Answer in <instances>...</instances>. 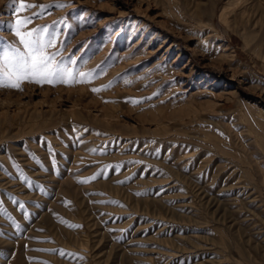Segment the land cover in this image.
Returning a JSON list of instances; mask_svg holds the SVG:
<instances>
[{"label":"rangeland","instance_id":"obj_1","mask_svg":"<svg viewBox=\"0 0 264 264\" xmlns=\"http://www.w3.org/2000/svg\"><path fill=\"white\" fill-rule=\"evenodd\" d=\"M23 2L92 77L0 87V264H264V0Z\"/></svg>","mask_w":264,"mask_h":264},{"label":"snow or ice","instance_id":"obj_2","mask_svg":"<svg viewBox=\"0 0 264 264\" xmlns=\"http://www.w3.org/2000/svg\"><path fill=\"white\" fill-rule=\"evenodd\" d=\"M11 4L13 14L17 16V19L9 23V28L18 37L19 46L11 44L0 55V87L20 88L24 81L48 84L82 83L92 77L91 72H74L69 67L70 64L76 63L74 58L69 57L67 63L56 59L61 56L64 44L61 43L59 48L56 47L58 33L49 32L48 26L23 30L36 16L42 13H34L32 16H23L22 18L19 17V13L35 7H39L43 11L46 8H51L52 5L37 6L32 3H24L23 0H11ZM55 6L64 7L66 5L57 4ZM49 49L56 50L49 51ZM106 87L107 85L94 88L93 91H100ZM95 178L93 176L91 179ZM86 180L82 182H86Z\"/></svg>","mask_w":264,"mask_h":264},{"label":"bare ground","instance_id":"obj_3","mask_svg":"<svg viewBox=\"0 0 264 264\" xmlns=\"http://www.w3.org/2000/svg\"><path fill=\"white\" fill-rule=\"evenodd\" d=\"M228 11H229V9H228V6H224V8L222 9V11H221V14H220V16H221V18L223 19V20H225V21H227V13H228ZM230 13V12H229ZM197 36V38H199V39H197L196 38V40H199L198 41V43H206L207 42V39H208V37L207 36H205V35H196ZM197 43V44H198ZM195 46H197V45H195ZM202 46V45H201ZM193 47V46H192ZM204 47V46H203ZM197 48H199V47H197ZM261 110H264L263 108H261ZM264 112V111H263Z\"/></svg>","mask_w":264,"mask_h":264}]
</instances>
